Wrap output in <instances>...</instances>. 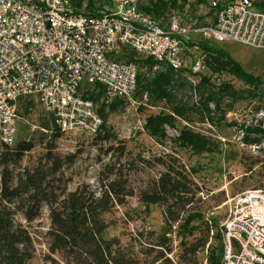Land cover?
Here are the masks:
<instances>
[{"label":"rangeland","instance_id":"374dc122","mask_svg":"<svg viewBox=\"0 0 264 264\" xmlns=\"http://www.w3.org/2000/svg\"><path fill=\"white\" fill-rule=\"evenodd\" d=\"M254 1V9L264 11V0ZM71 3L85 13L102 14L112 8L111 0H71ZM139 6L142 9L147 7V12L164 26L177 19L195 42L205 40L224 48L259 81L250 83L231 71L216 70L215 59L210 55L207 76L199 80L198 75L189 76L186 71L164 66L155 68L144 55L123 50L122 60H134L141 74L138 91L129 98H119L108 96L99 85L90 87L87 84L90 88L83 90L93 100L102 118L100 133L106 132L110 138L103 140L80 131L61 133L56 137L53 115L38 97H25L18 106L16 144L26 140L32 141L34 147L24 154L20 165L11 168L17 174L25 167L45 163L50 141H53L55 153L62 157L71 153L78 155L73 163L63 166V180H56L55 185L59 189L74 190L82 183H89L96 188L99 173L112 153L107 154V150L120 140L127 147L123 161L173 153L186 165L201 188L197 195L199 200L187 206V209H194L186 213L184 219L167 225L165 205L147 204L138 197L139 190L146 187L162 167L148 168L138 164L130 172V181L137 194L128 198L124 205L104 214V219L109 222L105 237H119L124 245L130 246L134 244V238L142 234L136 242V251L142 246L146 248L147 242L167 238V244L172 248L168 256L175 261H179L185 243L207 239L198 259L201 264H216L217 254L222 253L219 229L228 215L231 198L246 189H264V163L261 159L222 140L232 136L231 113H241L253 105H264V49L205 39L202 30L215 21L218 11L207 0H139ZM144 94H147V100ZM150 117L156 120L151 122ZM185 130L198 134L204 149L196 144L182 143L179 137ZM3 151L0 143V153ZM16 220L28 228L34 240L36 252L30 264H65L58 253L52 254L49 250L51 219L47 204H43L34 221L28 222L22 213L16 215ZM209 220L213 223V231L210 228L207 233ZM50 256L57 262H53Z\"/></svg>","mask_w":264,"mask_h":264},{"label":"built area","instance_id":"2783aa9c","mask_svg":"<svg viewBox=\"0 0 264 264\" xmlns=\"http://www.w3.org/2000/svg\"><path fill=\"white\" fill-rule=\"evenodd\" d=\"M111 1L101 14L81 12L71 0H0L1 143L16 144L19 101L29 96L38 97L60 132L98 134L102 118L83 90L99 85L110 97L135 94L141 74L134 60H122L123 50L144 55L155 68L207 76V52L177 19L164 26L139 0ZM207 1L218 11L202 30L205 39L264 49V11L254 9V0ZM229 120L232 136L222 140L264 162V105ZM220 233V264H264V189L234 195Z\"/></svg>","mask_w":264,"mask_h":264},{"label":"trees","instance_id":"16d2710c","mask_svg":"<svg viewBox=\"0 0 264 264\" xmlns=\"http://www.w3.org/2000/svg\"><path fill=\"white\" fill-rule=\"evenodd\" d=\"M143 10L147 12L148 8L143 7ZM198 44L207 52L208 58L210 55L215 59L216 70L231 71L250 83L259 81L224 48L205 40ZM154 120L156 118L150 117L151 122ZM55 130V136H60L62 132ZM95 136L103 140L110 138L106 132ZM179 139L182 143L196 144L204 149L198 140L199 135L190 130L183 131ZM50 142L45 163L25 167L17 174L11 166L20 165L24 154L34 147L33 142L21 140L13 146L0 142L4 149L0 153V264H30L36 252L34 240L28 228L16 220V215L22 213L28 222H32L40 215L43 204L49 206L51 219L49 250L52 254L58 253L65 264H201L198 253L205 247L207 239L185 243L179 261H175L168 256L172 248L167 244V238L147 242L146 248L142 246L136 251V242L142 234L135 237L130 246L124 245L119 237H105L109 222L104 219V214L124 205L128 198L137 194L130 181V172L138 164L148 168L162 167L158 175L139 190L138 197L147 204L165 205L167 225L184 219L185 214L194 209H187V206L199 200L197 195L201 188L179 157L164 153L123 161L127 147L120 140L108 148L107 154L112 153L99 173L96 188L82 183L74 190H67L59 189L55 181L63 180V166L73 163L78 155L71 153L62 157L55 153L56 146ZM209 223L207 233L213 231L212 221ZM217 257L216 264H220L222 253ZM49 258L57 262L54 257Z\"/></svg>","mask_w":264,"mask_h":264}]
</instances>
